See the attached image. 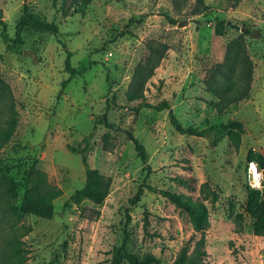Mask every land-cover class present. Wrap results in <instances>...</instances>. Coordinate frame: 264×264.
Instances as JSON below:
<instances>
[{
	"label": "rangeland",
	"instance_id": "rangeland-1",
	"mask_svg": "<svg viewBox=\"0 0 264 264\" xmlns=\"http://www.w3.org/2000/svg\"><path fill=\"white\" fill-rule=\"evenodd\" d=\"M79 1L0 0V19L9 39L23 4L58 30L54 36L26 28L13 52L0 40V80L8 87L16 115L15 130L0 150L1 174L16 183L17 197L8 202L19 204L24 171L31 166L61 193L52 201L50 220L24 216L16 226L0 195V264L9 262L8 243L19 225L29 229L18 238L25 264H108L110 249L122 237L138 257L151 254L163 264L175 259L191 235L189 222L145 189L130 206L145 172L127 132L147 153L148 186L197 197L198 186L206 182L217 193L213 206L207 205L206 262L264 264V242L252 233L244 212L249 190L264 196V0H241L235 8L222 0H203L202 7L195 0H91L83 10L74 5ZM129 19L133 22L127 25ZM219 22L226 24L222 36L214 34ZM122 31L127 34L118 37ZM241 33L253 64L249 96L216 115L215 99L201 80L209 66L221 61L226 43ZM148 41L164 43L168 50L145 85L146 102L168 101L183 127L240 122L243 134L237 150L226 139L212 147L206 139L180 135L166 111H134L135 105L126 103L132 69ZM66 52L70 66L79 72L70 79L63 71ZM2 98L0 94L4 120ZM98 120L113 128L94 125ZM83 137L89 140L87 165L110 179L109 192L100 207L84 200L63 208L83 186L85 174L81 157L65 146L75 147ZM251 169L259 177L256 187L249 181ZM176 176L192 178L195 190L175 185L171 179Z\"/></svg>",
	"mask_w": 264,
	"mask_h": 264
},
{
	"label": "trees",
	"instance_id": "trees-1",
	"mask_svg": "<svg viewBox=\"0 0 264 264\" xmlns=\"http://www.w3.org/2000/svg\"><path fill=\"white\" fill-rule=\"evenodd\" d=\"M76 2V0H73ZM91 0H80L75 3L77 8L85 9ZM228 2L232 8H235L241 0H222ZM196 5L203 6V0H195ZM133 22L128 20V24ZM226 24L219 22L214 26V34L222 36ZM29 28L37 33H50L56 35L57 27L52 22H45L38 16L32 14L26 4H23L14 24L13 37L9 39L7 35V25L0 19V40L7 51L13 52L15 47L22 40V32ZM126 30V27L125 29ZM127 31L118 32L117 36L122 37ZM63 45V44H62ZM145 52L132 69L129 82L124 92L126 103L135 105L133 110L150 109L155 112L166 111L169 124L173 130L185 136L203 138L208 141L210 146H216L223 140H227L234 150L240 145L241 135L243 134L242 124L236 120H226L224 123L212 125L208 128L197 129L192 126L183 127L173 116L168 101H160L156 104L146 102L144 96L145 85L153 76L155 69L164 58L168 47L164 43L148 41L145 46ZM70 53L66 52L63 61V71L68 75V79L78 75L79 72L70 66ZM253 64L247 53L243 33L228 41L224 47L223 56L220 62L209 66L202 77L201 83L204 91L215 99L213 109L216 115L228 107L235 106L246 100L249 96L252 83ZM66 81L60 83V90L65 87ZM0 94L5 101L3 111L6 112L4 120L0 119V150L8 143L16 126V115L14 104L8 87L0 80ZM94 125H102L106 129H112L113 125L105 120H98ZM126 139L132 144L136 157L143 166L145 177L137 187L133 197L128 200L130 206H134L143 193L147 190L156 193L174 206L180 213L184 214L189 222L191 235L183 243L175 259L170 264H209L204 260L205 241L204 233L209 227V211L207 205L213 206L217 201V193L204 182L198 186L197 197L184 195L176 192L156 190L145 183V179L150 173L147 167V153L139 141L129 132L125 134ZM67 152L81 157V163L85 168L83 186L75 190L63 203V208L70 205H79L82 201H89L95 207H100L110 188V179L105 177L95 169L87 165V153L89 152L88 137H83L80 143L71 147L65 146ZM261 162L259 156L256 157ZM25 186L17 206H12L8 201L17 197L16 183L13 178L0 171V195L6 199V212L14 220L16 226L24 216H33L36 218L50 220L53 215L52 201L60 196V190L52 185L42 171L34 166L24 171ZM175 185L193 192L194 180L190 177L176 176L171 179ZM245 214L251 219L252 233L260 237L264 242V196L258 191L249 190L246 196ZM98 215V211H95ZM147 226L145 217L143 218V227ZM18 229H24L22 233L17 234ZM29 229L22 225L16 227L14 235L8 243V264H25L24 252L21 248V242L18 238L23 237ZM108 264H163L151 254H144L140 257L132 254L126 247V239L122 237L118 245L113 246L109 252Z\"/></svg>",
	"mask_w": 264,
	"mask_h": 264
},
{
	"label": "bare ground",
	"instance_id": "bare-ground-1",
	"mask_svg": "<svg viewBox=\"0 0 264 264\" xmlns=\"http://www.w3.org/2000/svg\"><path fill=\"white\" fill-rule=\"evenodd\" d=\"M249 181L253 187H256L258 185L256 173L252 169H251L250 174H249Z\"/></svg>",
	"mask_w": 264,
	"mask_h": 264
},
{
	"label": "built area",
	"instance_id": "built-area-1",
	"mask_svg": "<svg viewBox=\"0 0 264 264\" xmlns=\"http://www.w3.org/2000/svg\"><path fill=\"white\" fill-rule=\"evenodd\" d=\"M257 181H259V177L257 178ZM250 184V183H249Z\"/></svg>",
	"mask_w": 264,
	"mask_h": 264
},
{
	"label": "water",
	"instance_id": "water-1",
	"mask_svg": "<svg viewBox=\"0 0 264 264\" xmlns=\"http://www.w3.org/2000/svg\"><path fill=\"white\" fill-rule=\"evenodd\" d=\"M169 112H171V110H169Z\"/></svg>",
	"mask_w": 264,
	"mask_h": 264
}]
</instances>
